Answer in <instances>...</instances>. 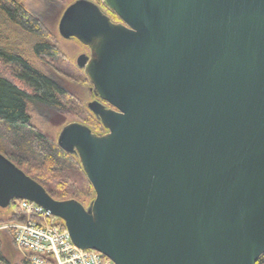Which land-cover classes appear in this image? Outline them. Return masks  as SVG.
I'll return each instance as SVG.
<instances>
[{
  "label": "water",
  "instance_id": "obj_1",
  "mask_svg": "<svg viewBox=\"0 0 264 264\" xmlns=\"http://www.w3.org/2000/svg\"><path fill=\"white\" fill-rule=\"evenodd\" d=\"M76 0L58 34L106 133L65 125L95 194L56 201L0 154V209L33 203L113 264H256L264 255V0ZM107 104L110 108L105 107Z\"/></svg>",
  "mask_w": 264,
  "mask_h": 264
},
{
  "label": "trees",
  "instance_id": "obj_2",
  "mask_svg": "<svg viewBox=\"0 0 264 264\" xmlns=\"http://www.w3.org/2000/svg\"><path fill=\"white\" fill-rule=\"evenodd\" d=\"M37 1L53 3V0ZM101 8L113 23L120 22L106 8ZM61 60L47 29L29 13L24 0H0V62L10 68L12 76L28 89H20L0 77V127L5 132L0 136V154L40 184L54 200L78 202L71 188L72 181L65 175L69 168L79 166L78 158L64 153L35 131L29 117L33 112L48 118L70 107L66 101L67 92L59 80ZM77 77L83 83L87 82L82 74ZM76 113H79L78 109ZM85 113L76 115L80 122L96 135L105 134L106 130L99 121L91 113ZM53 185L60 190L59 197L52 192ZM17 212L14 203L8 209H0V226L22 221ZM60 225L64 229L62 222ZM0 261L9 264L2 257L1 242ZM256 264H264V255Z\"/></svg>",
  "mask_w": 264,
  "mask_h": 264
},
{
  "label": "rangeland",
  "instance_id": "obj_3",
  "mask_svg": "<svg viewBox=\"0 0 264 264\" xmlns=\"http://www.w3.org/2000/svg\"><path fill=\"white\" fill-rule=\"evenodd\" d=\"M24 1L26 9L29 11V13L39 19L43 26L47 29L52 39L53 45L58 50L59 55L62 58L61 62L58 65L61 74L59 80L61 81L67 92L68 98H66V101L69 102L70 107H67L65 109L63 108L60 113L53 112L54 116L52 114L49 115L48 118L42 117L33 112L29 113L30 124L34 128V130L57 145V138L62 128L70 123L82 124V122H80V119L76 115L80 114L81 112L83 114L85 112L89 114L90 112L87 109V105L95 100L92 92V87L89 82L87 81L83 83L81 80H78L77 77L79 76L80 78V74L85 77L83 71L79 70L76 66L77 58L81 55L89 56L90 53L86 47L82 46L76 40H64L58 34V23L64 10L76 0H53V3L50 4H44L41 1L37 0ZM89 1L95 3L100 8L102 6L101 0ZM47 71L49 73H52L53 75V72L49 71L48 69ZM0 77L5 78L20 89L28 90L12 76L10 68H8L2 62H0ZM77 109L79 110V113H76ZM4 133V130L0 127V136L4 135ZM65 175L67 177L69 176V178L71 179H69V181H72V185L70 183L69 184L71 185L72 191L77 196L78 202L85 208H87L94 200L95 194L93 192V189H90L86 184L85 180L87 181V179L82 172L80 165H74L73 167L69 168V170L65 171ZM52 192L57 196L60 193V190L55 188V186L53 185ZM6 224L10 223H5L1 226H4ZM0 242L1 254L6 262L9 264H19L21 261V257L12 244L10 232H0Z\"/></svg>",
  "mask_w": 264,
  "mask_h": 264
},
{
  "label": "built area",
  "instance_id": "obj_4",
  "mask_svg": "<svg viewBox=\"0 0 264 264\" xmlns=\"http://www.w3.org/2000/svg\"><path fill=\"white\" fill-rule=\"evenodd\" d=\"M14 205L23 220L0 226V232H10L22 264H113L97 252L78 250L60 221L39 206L27 201Z\"/></svg>",
  "mask_w": 264,
  "mask_h": 264
},
{
  "label": "flooded vegetation",
  "instance_id": "obj_5",
  "mask_svg": "<svg viewBox=\"0 0 264 264\" xmlns=\"http://www.w3.org/2000/svg\"><path fill=\"white\" fill-rule=\"evenodd\" d=\"M95 100H97L96 98H95ZM105 107H107V108H110L107 104H105V103H102ZM87 107H88V105H87ZM88 109V108H87ZM89 111V110H88Z\"/></svg>",
  "mask_w": 264,
  "mask_h": 264
},
{
  "label": "crops",
  "instance_id": "obj_6",
  "mask_svg": "<svg viewBox=\"0 0 264 264\" xmlns=\"http://www.w3.org/2000/svg\"><path fill=\"white\" fill-rule=\"evenodd\" d=\"M22 261V260H21Z\"/></svg>",
  "mask_w": 264,
  "mask_h": 264
}]
</instances>
